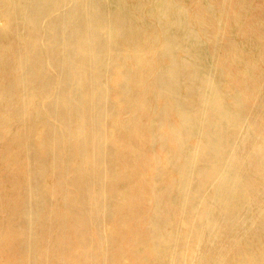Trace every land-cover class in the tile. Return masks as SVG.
Wrapping results in <instances>:
<instances>
[{
    "label": "bare ground",
    "instance_id": "6f19581e",
    "mask_svg": "<svg viewBox=\"0 0 264 264\" xmlns=\"http://www.w3.org/2000/svg\"><path fill=\"white\" fill-rule=\"evenodd\" d=\"M0 264H264V0H0Z\"/></svg>",
    "mask_w": 264,
    "mask_h": 264
}]
</instances>
